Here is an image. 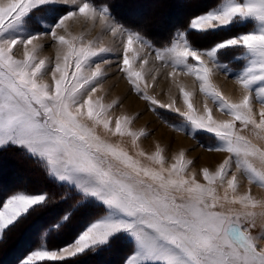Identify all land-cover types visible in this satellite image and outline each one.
<instances>
[{
	"label": "snow or ice",
	"instance_id": "snow-or-ice-1",
	"mask_svg": "<svg viewBox=\"0 0 264 264\" xmlns=\"http://www.w3.org/2000/svg\"><path fill=\"white\" fill-rule=\"evenodd\" d=\"M80 21L120 37L119 71L153 111L177 113L181 123L170 125L175 131L207 134L214 143L206 150L226 154L214 168L200 170L203 182L188 175L193 161L184 150L166 166L159 144L152 153L139 147L146 133L131 128L134 117L110 115L116 102L106 104L97 93L113 47L73 34L71 23ZM247 22L254 30L206 48L194 47L180 32L170 46L154 49L141 31L93 0H0V149H19L75 197L48 222L44 237L67 231L90 208L99 213L70 242L36 247L19 264H75L122 237L132 245L125 264H264V247L253 235L264 233V199L251 187L264 188V0H222L191 18L189 31L208 34ZM46 41L57 50L54 61L41 55ZM150 48L160 67L170 69L166 78L185 110L176 98L165 103L149 94L160 77V68L149 67ZM236 50L243 54L235 60L246 61L238 72L222 62ZM218 72L233 77L238 99L214 83ZM183 76L198 82L203 110L193 103L195 91L179 80ZM208 99L230 118L217 119ZM113 137L130 138L134 151ZM241 177L250 185L244 192ZM53 207L49 192L21 190L0 198V241L31 213Z\"/></svg>",
	"mask_w": 264,
	"mask_h": 264
},
{
	"label": "rangeland",
	"instance_id": "rangeland-1",
	"mask_svg": "<svg viewBox=\"0 0 264 264\" xmlns=\"http://www.w3.org/2000/svg\"><path fill=\"white\" fill-rule=\"evenodd\" d=\"M132 1L134 3H131V2L123 3V0H118L117 3L118 4L122 3V4L120 6H116V9H118V11H120L119 9L124 8V9H121L122 17L131 22L134 21V18L136 19L137 16H143L146 14L156 15L158 13L156 12V9L158 10L166 9L167 10L166 8L167 6L160 4L159 0L158 1L157 0H132ZM180 1L181 0L176 1L177 3L176 6L179 8L178 10L179 12L180 10H182L179 7ZM93 3L98 8L107 6L104 3H100L99 0H93ZM161 15H162V18L164 17L168 18V15H166V13H163ZM171 16L174 17V13ZM245 24H249L250 26L252 25V27L247 25L243 27V29H245L243 31L254 30L255 28L254 23L247 22ZM245 24H242V25H245ZM32 27H35V26L33 25ZM159 28L164 30L163 27H159ZM70 30L73 32V34L83 33L85 35L86 40L97 41L105 45H111L113 47V53L105 57L109 61L108 64L104 65L106 77L103 81L102 89L97 93L98 96H103L104 103L106 104H111L114 101L116 102L110 115L113 118L119 117L120 115H128L130 117H134L136 120L133 119L131 128L134 131L143 130L146 133V135L142 136L140 140L138 141L139 147L142 148L145 152L152 153L156 150V145L159 144L161 147L165 149V155L167 157L166 166L174 162L173 157L180 150H184L186 153V157L193 161V164L188 169V175L190 176L192 173H195L197 176V179L203 182L200 170L203 167L214 168L220 162H222V160L226 156V154L212 153L206 150V146L214 143V140L211 139L207 134H197L196 138H193L185 134L184 132L175 131L170 125L181 123V117L177 113L171 112L170 110H167V109H157L156 111H153L150 103L142 99L139 95H137L132 90L124 74L119 71V62L122 58V47H121V41H120L119 36L113 37L109 32L105 31L102 28V26L99 24L93 27L91 24H85L83 21L71 23ZM212 36H215V35H211L210 37L202 36L200 38L201 39L200 41L202 43H200L199 41H195L197 45L195 43H192V42L191 43L193 44L194 47L206 48L211 45L209 38H211ZM232 36H236V35H232ZM232 36H229V37H232ZM160 37H163V35H160ZM151 44L153 45L154 49L164 48V47H158L152 42ZM56 51H57L56 48L51 45V42L46 41L45 49L41 53V55L47 56L50 58V60L54 61L55 56H56ZM147 51L150 53L149 67L160 68V77H158L156 84L148 89L149 94L155 95L157 99L165 103L170 102V98H176L177 100L176 106L179 107L182 111L185 110V105L183 103V100L179 97L176 87L166 78V73L170 69H163L160 67L161 62L155 60L156 53L152 48L148 49ZM242 54L243 53L240 52L239 50L233 51L229 53L228 55H226L225 57H223L222 62L227 63L229 67L233 69L234 72H238L243 68L246 61H243V60L236 61L235 57L240 56ZM16 55L18 57H21L22 52L16 51ZM45 79L50 81V74L48 76H45ZM179 80L188 88V90L195 91V95L193 97V103L198 110H203V105L205 103L206 98L203 93L199 92L198 82L195 80V78L191 76H183V77H179ZM213 80H214V83L230 98L235 100L240 97L241 90L236 85L233 77L226 75L224 72H218L214 76ZM121 87H123V89L121 90H123L124 92L120 91ZM121 92L123 94H121ZM207 103L209 107L213 108V114L217 119H229L230 118L226 114L220 112L219 109L215 105H213L210 99L207 100ZM139 105L143 106V110H140L136 113H133L131 110L129 111V108L131 106H134L136 108ZM261 106L262 105L260 103H256L255 109L258 111L261 108ZM143 121L145 122V124L141 125ZM159 134H161L162 139H164V141L167 142L168 144L167 146L165 142L162 143V141L158 140V136H160ZM246 134H249V133L246 132ZM112 139L117 142L122 141L125 144V146L129 148V150L134 151L131 145L130 138L113 137ZM180 139L184 141L185 143L184 146L183 144H179ZM144 141H146V143L149 142L148 147H144V145L142 146V143L144 144ZM201 145H204V146H201ZM9 172H10L9 175L11 176L10 178L12 180L18 181V184L20 183L23 185L28 184L27 179H25V175L19 176V174H23V173L21 172L19 173L17 172V170L16 171L9 170ZM6 184H7L6 182L0 181V188L2 189L3 186ZM248 187H250V185H248L247 180L241 177L240 191L244 192L248 189ZM251 187H252L253 195L257 199H264V188H259L255 185H251ZM255 232H253V235L257 237L258 246L264 247V233H262L259 229H257ZM33 235H34L33 232H30L24 238L25 242L21 246H19L18 251H20L22 248L27 247L30 244H33L32 243ZM41 246H43V244ZM4 251L5 249L0 250V256H1L0 263L1 264H6L7 263L6 261H8L9 263L11 259L19 255V252H16L15 254L13 253V255H8L7 257H5L6 260H2ZM19 261L16 264H19Z\"/></svg>",
	"mask_w": 264,
	"mask_h": 264
},
{
	"label": "trees",
	"instance_id": "trees-1",
	"mask_svg": "<svg viewBox=\"0 0 264 264\" xmlns=\"http://www.w3.org/2000/svg\"><path fill=\"white\" fill-rule=\"evenodd\" d=\"M176 1L177 0H159L160 4L167 6V10L156 9V12H158L156 15L146 14L143 16H137L136 19L134 18V21L131 22L122 17L121 9L124 8L119 9L120 11L116 9V6L122 4H118V0H99L100 3H104L110 8L112 15L116 20L129 28L141 31L148 40L158 47L170 46L180 32L188 34L190 42L192 43H195V41L202 43L200 41L202 36L210 37L211 35H215L209 38L210 44L212 45L219 40H224L229 36L237 35L245 30L243 27L247 25L250 26L249 24H245L232 27L229 30H218L208 34H197L195 31H189L190 19L198 14L206 12L212 7L218 6L222 0H181L179 2V7L182 10H180V12L178 11L179 8L176 6ZM125 2L134 3L132 0H123V3ZM184 12L185 14L188 13L185 15ZM163 13H166L168 18H162L161 14ZM173 13L174 17L171 16ZM164 22H167V25H165ZM159 27H163L164 30ZM250 27H252V25ZM160 35H163V37H160ZM9 170H17V172L23 173L18 174L19 176L25 175L28 184H18V181L12 180L9 175ZM0 181L7 183L2 189L0 188V198L16 191L23 190L30 193L49 192L52 194L54 201V207L52 210L31 213L27 218L22 219L16 226L6 231L3 240L0 241V250L5 249L2 260H6L5 257L8 255H13V253L15 254L16 252H19L17 257L11 259L9 263L6 261V264H16L30 250L40 247L42 244L49 248H57L70 242L72 237L80 230L88 219L95 218V216L99 214L94 209L90 208L84 211L77 222L71 225L67 231L59 235L44 237L43 231L46 230L48 222L54 218L58 212L69 209L73 205L75 197L70 196L66 188L48 177L40 164L22 154L21 151L15 147L0 149ZM30 232H33L34 234L33 244L18 251L19 246L25 242L24 238ZM131 250V242H129L127 238L122 237L116 239L110 247L91 251L88 254L76 258L75 264H124L126 258L131 254Z\"/></svg>",
	"mask_w": 264,
	"mask_h": 264
},
{
	"label": "bare ground",
	"instance_id": "bare-ground-1",
	"mask_svg": "<svg viewBox=\"0 0 264 264\" xmlns=\"http://www.w3.org/2000/svg\"><path fill=\"white\" fill-rule=\"evenodd\" d=\"M188 12H189V11H188ZM188 12H187V13H188ZM187 13H186V14H187ZM184 14H185V12H184ZM186 14H185V15H186ZM185 15H184V16H185ZM164 24L167 25V22H164ZM101 31H102V30H101ZM85 34H86V33H85ZM89 34H90V33H89ZM119 53H120V52H119ZM114 57H115V56H114ZM169 87H170V86H169ZM121 89H123V87L120 88V91L124 92V91L121 90ZM122 92H121V94H123ZM130 110H131L133 113H136V112H138V111H140V110H143V106H142V105H139V106L136 107V108H135L134 106H131V107L129 108V111H130ZM133 113H131V114H133ZM144 117H145V116H144ZM136 118H137V117H136ZM145 118H146V117H145ZM145 118H143V119H145ZM134 119H135V118H134ZM135 120H136V119H135ZM143 124H145L144 121H143V123H142L141 125H143ZM147 128H148V127H147ZM152 131H153V130H152ZM152 131H151V132H152ZM148 132H149V131H148ZM159 135H160V136H158V140L162 141V143L165 142L164 139H162L161 134H159ZM156 137H157V136H156ZM148 144H149V142L146 143V141H144V144L142 143V146L144 145V147H148ZM165 144H166V146L168 145L167 142H165ZM179 144H183V146H184L185 143H184V141H183L182 139H180V140H179ZM208 155H210V154H208ZM211 155H213V154H211Z\"/></svg>",
	"mask_w": 264,
	"mask_h": 264
},
{
	"label": "crops",
	"instance_id": "crops-1",
	"mask_svg": "<svg viewBox=\"0 0 264 264\" xmlns=\"http://www.w3.org/2000/svg\"><path fill=\"white\" fill-rule=\"evenodd\" d=\"M256 230H254V232H255ZM256 233V232H255Z\"/></svg>",
	"mask_w": 264,
	"mask_h": 264
}]
</instances>
